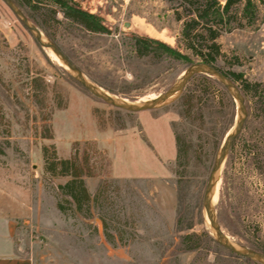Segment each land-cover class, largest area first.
Here are the masks:
<instances>
[{"label":"rangeland","instance_id":"rangeland-1","mask_svg":"<svg viewBox=\"0 0 264 264\" xmlns=\"http://www.w3.org/2000/svg\"><path fill=\"white\" fill-rule=\"evenodd\" d=\"M245 1L230 14L235 27L216 39V65L243 73L234 82L248 115L220 169L213 212L232 242L261 251L264 0H255L260 10L251 24L242 15ZM14 2L87 79L129 101L156 98L191 65L203 62L183 36L189 15L170 0H77L108 29L103 33L66 19L51 0L35 1L40 4L35 9ZM135 35L172 46L193 62L173 55L139 56ZM208 43L207 37L197 41L205 51ZM239 114L237 100L206 73L194 75L180 95L152 109L128 111L105 102L88 92L0 0V172L32 190L33 212L14 186L5 185L8 196L0 193V198L18 215L28 216L19 220L15 239L41 264H263L226 248L204 206L211 171ZM49 130L52 137H47ZM177 135L184 148L180 159ZM45 146L61 158L78 153L93 173L86 176L92 194L104 185L105 211L115 214L112 224L129 240L123 246L128 260L109 253L97 211L86 218L58 209V185L68 177L45 170ZM157 201L174 203L176 214L161 210ZM187 233L198 234L197 249L184 250L181 237Z\"/></svg>","mask_w":264,"mask_h":264},{"label":"trees","instance_id":"trees-1","mask_svg":"<svg viewBox=\"0 0 264 264\" xmlns=\"http://www.w3.org/2000/svg\"><path fill=\"white\" fill-rule=\"evenodd\" d=\"M20 4L26 5L31 9L38 7V2L42 0H17ZM38 1V2H35ZM63 12L64 17L74 23L80 24L86 29L93 32H108V29L99 21L92 13L84 10L77 0H51ZM175 4L176 9L183 8L189 15V19L185 22L183 28V36L188 42V46L193 49V52L201 58L203 62H208L215 65L220 71L225 73L233 81L237 82L242 79V72L233 70L223 71L216 65L217 55L220 53V45L216 41L221 31H230L235 26H232L231 13L233 8L240 4L242 0H226L222 3L221 0H170ZM259 6L255 0H246L243 6V18L249 24L255 22L259 15ZM178 11V10H177ZM54 17L56 11L54 10ZM243 26V23L239 24ZM207 33V35H206ZM208 38L210 43L206 44L209 50L205 51L203 44H197V41L202 38ZM135 50L139 56L151 55L157 59H162L167 55H173L178 59H183L189 63L193 59L172 46H169L161 41L150 37L135 35ZM248 86V84H247ZM52 137V132L49 130V136ZM178 152L177 156L180 159L184 148L182 140L177 135ZM3 148H0V154L4 153ZM45 170L52 176H66L68 180L58 185V190L62 195V199L58 200V209L66 214L75 216L80 214L86 218L94 215V210L97 211L100 219L103 221L105 236L107 240L114 246L118 244L117 237L121 244L128 241L123 230H118L112 224L115 214L105 211L104 200V185H100L95 194H92L86 182V176H91L93 173L87 171L84 163L80 159L78 153L74 152L68 158L58 156L56 150L52 153L48 147H43ZM180 225V219L178 220ZM182 229V228H181ZM197 233L183 234L181 243L184 250L197 249L198 242L194 237ZM261 251L264 252V249Z\"/></svg>","mask_w":264,"mask_h":264},{"label":"water","instance_id":"water-1","mask_svg":"<svg viewBox=\"0 0 264 264\" xmlns=\"http://www.w3.org/2000/svg\"><path fill=\"white\" fill-rule=\"evenodd\" d=\"M4 1L15 12V14H17V16L22 20L23 24L35 36L36 40L42 46L52 49L54 53H56L63 61H65L68 69L74 74V76L80 81V83L88 92H90L93 96L122 109L128 111H142L165 104L166 102L180 95L186 87L188 81L198 73H206L208 75L215 76L226 87L230 94L237 100L241 114L235 126L232 128V131L228 134L220 148L219 154L216 158L214 167L209 177V182L205 192L204 206L212 229L214 230L218 240L226 248L238 255L255 259L264 264V252L254 249H247L232 242L229 239L228 235L222 230L213 212L212 196L214 192L215 182L218 179V175L221 166L226 159L227 152L232 142L240 132L244 121L248 115L245 100L239 86L225 73L220 71L215 65L208 62H198L189 67V69L184 73L180 81L175 86L163 92L162 94H159L156 98L140 102L129 101L125 98L111 94L103 88L93 84L89 79L84 76L83 72L79 68H77V66L70 60V58L67 57L54 42H52L45 35H43L44 33L31 22V20L26 16L24 11L14 2V0Z\"/></svg>","mask_w":264,"mask_h":264},{"label":"crops","instance_id":"crops-1","mask_svg":"<svg viewBox=\"0 0 264 264\" xmlns=\"http://www.w3.org/2000/svg\"><path fill=\"white\" fill-rule=\"evenodd\" d=\"M5 185L14 186L17 191L23 192L28 198V200L26 199L27 201L25 200V205L33 212L34 196L30 188L11 183L10 180L5 179L0 172V193L8 196V190L5 189ZM20 200L22 199L20 198ZM156 204L161 210H167L171 215L172 213L176 214L174 203L157 201ZM27 217L28 216L18 215L15 210L13 211L7 203L0 198V264H41L34 255L26 250L20 249L15 239L19 220ZM117 241L118 244L114 246L106 238L105 244L109 248V253L121 259L128 260L129 255L123 250V246L128 245L129 240L127 243L121 244L117 237Z\"/></svg>","mask_w":264,"mask_h":264},{"label":"bare ground","instance_id":"bare-ground-1","mask_svg":"<svg viewBox=\"0 0 264 264\" xmlns=\"http://www.w3.org/2000/svg\"><path fill=\"white\" fill-rule=\"evenodd\" d=\"M44 35V34H43ZM53 55H54V57L62 64V65H64V66H66L67 67V65H66V63H65V61H63L56 53H54L53 52ZM154 97H151V99H153ZM144 100H146V99H144ZM136 102H140V101H136ZM239 113H240V110H239ZM241 114V113H240ZM240 114H239V116H240ZM232 131V130H231ZM230 131V132H231ZM229 132V133H230ZM222 166H223V164H222ZM221 166V167H222ZM218 190H219V179H217V181L215 182V187H214V192H213V196H212V201L214 202L216 199H217V197H218Z\"/></svg>","mask_w":264,"mask_h":264}]
</instances>
